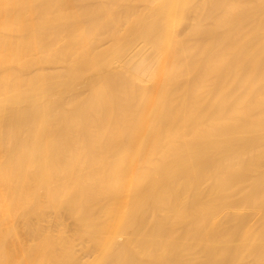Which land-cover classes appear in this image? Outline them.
<instances>
[{"label": "bare ground", "instance_id": "6f19581e", "mask_svg": "<svg viewBox=\"0 0 264 264\" xmlns=\"http://www.w3.org/2000/svg\"><path fill=\"white\" fill-rule=\"evenodd\" d=\"M58 195L33 261L264 264V0H0V264Z\"/></svg>", "mask_w": 264, "mask_h": 264}, {"label": "rangeland", "instance_id": "374dc122", "mask_svg": "<svg viewBox=\"0 0 264 264\" xmlns=\"http://www.w3.org/2000/svg\"><path fill=\"white\" fill-rule=\"evenodd\" d=\"M56 197L52 199H48L46 197L39 199L38 197L37 200H33L32 203L28 204L27 207L24 208L21 215L22 217H19L18 216L19 214H17V219L18 220L20 219L21 221L19 224L16 225V228L18 227L17 229L15 228L16 230L12 229L9 230L10 231L9 233H7L6 238L8 239V242L10 244L7 241L5 243H8L9 245L13 243V245H16L17 243L20 244L19 242H21L22 246H26V247L24 250L22 248H17L18 251L20 250L21 252L15 251L16 255H14L13 253V256H18V261L15 262L14 264H27V261L31 257V255L29 253L30 256L28 255L27 257L26 254L28 253H25V255L23 254L24 252H31L27 248L28 246L31 247V249L33 245L35 248H46L45 252L48 253L50 252L48 248H53L55 251H57L60 248L61 243L66 238H68L71 241V243H73L72 245L73 248L75 249V252L74 249H72V252L70 251L71 253L69 252V254L72 255V258L76 256L77 258L80 257L78 259L81 260L84 259V257L86 256V255L84 256V254H86L85 253L86 242L84 238L81 237L80 233L77 234L74 233V230L76 228L75 226L76 221L75 219L71 218V214H70L71 209L68 207L67 204L59 203L61 196L58 195V197L57 198ZM41 205L43 206L42 210H39ZM27 211H31V214L25 216L24 214H26ZM32 216H35L36 218L39 216L45 217L50 220V223H46L45 221L38 223L35 219L31 218ZM24 219H27L26 221L27 224H24L25 222L22 221ZM6 238L4 236V239ZM38 255L36 256L38 257ZM40 256L38 257V259L42 257ZM48 258L49 257L46 258V261L48 260ZM36 259L37 258L35 257V260ZM38 259L36 260L37 261L36 264H48L51 261H53L52 258H49L50 261L49 262L47 261L48 263L47 262L45 263V260L41 261V259L39 260ZM35 260L34 261L32 260L33 263L32 262L31 263L35 264L36 262ZM78 262L80 263V261Z\"/></svg>", "mask_w": 264, "mask_h": 264}]
</instances>
